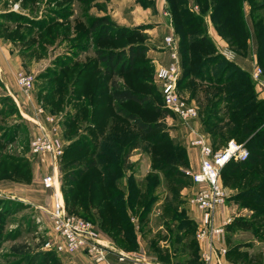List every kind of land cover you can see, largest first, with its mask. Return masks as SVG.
<instances>
[{
	"label": "rangeland",
	"instance_id": "1",
	"mask_svg": "<svg viewBox=\"0 0 264 264\" xmlns=\"http://www.w3.org/2000/svg\"><path fill=\"white\" fill-rule=\"evenodd\" d=\"M164 1L0 0V189L16 195L15 199L0 197V264H73L72 256L45 247L49 237L45 227H41L44 220L50 222L48 215L36 207L39 203L22 200L20 191L32 180L33 163L49 167L34 156L30 148L32 138L41 132L33 120H46L47 114L59 119L66 146L76 143L64 158L70 166L59 168L66 210L92 218L102 238L121 250L143 253L167 264L157 254L160 249L172 262L196 264L191 242L193 239L197 242L198 212L188 204L194 184L186 157L187 143L180 138L174 113L162 105L161 92L155 82L156 64L150 53L154 48L152 28L166 20L172 22L176 32L174 10L170 1ZM201 6L191 0V10L201 16V28L220 52L221 34L212 21V8L209 5L203 11L204 6ZM103 15H108L111 22L106 26L109 27L108 37L100 39L98 30L91 34L87 29L93 17ZM208 21L218 37L213 31L212 36L209 34ZM161 45L164 48V39ZM132 46L146 49L145 54L132 60L134 68L125 74L100 78L104 64L100 63L96 50L128 52ZM239 52L249 55V42L247 49ZM253 54L254 51L251 56ZM2 60L9 65L10 72L4 70ZM257 65L264 71V63L259 61ZM81 68L82 71L94 70L87 74L91 84L87 93L77 86L78 79H82ZM22 72L35 78L29 94L22 91L18 83ZM251 77L253 93L234 96L229 100L231 106L243 103V109L256 108V101L261 99L260 89L258 81ZM193 82L186 86L182 83L180 91L199 107L198 119L203 125L211 111L212 95L222 88L199 79L198 86L191 84ZM14 86L19 87L17 93L12 90ZM124 87L139 88L147 95L143 103L130 101L126 105L149 123L151 130H141L132 121L119 118L117 123L114 121L113 129L107 127L108 132H102L97 118L89 117L94 107H115L120 103L112 98L111 91ZM231 106H221L217 117L224 114L227 118ZM231 117L234 119L235 115ZM198 119L191 121L192 124L200 132L207 130L196 125ZM104 121L111 124L112 115L104 116ZM187 131L184 128L181 134L187 135ZM222 140L219 146L224 147L228 140ZM257 146L255 140L248 146L252 158L247 163H239L238 169L235 165L226 168L222 174L228 190L227 214L234 216L233 220L245 219L252 224L251 229L235 225L228 231L230 259L238 264H264V187L259 188L264 186V145ZM92 160L96 163L95 169L89 166ZM66 171L83 175L71 180L65 178ZM45 176L46 173L43 179ZM96 178L98 184H93ZM69 184L72 188L68 189H73L72 199L66 197ZM51 196L55 204L52 193ZM111 210L116 217L121 215L122 226L118 229L102 218H105L103 213ZM216 215L220 220V206ZM180 223L183 226L178 231ZM185 243L187 249L183 246Z\"/></svg>",
	"mask_w": 264,
	"mask_h": 264
},
{
	"label": "trees",
	"instance_id": "2",
	"mask_svg": "<svg viewBox=\"0 0 264 264\" xmlns=\"http://www.w3.org/2000/svg\"><path fill=\"white\" fill-rule=\"evenodd\" d=\"M79 1L83 2L87 0ZM168 1H170L172 10H174L176 17L175 29L178 36L180 37L183 73L179 80V88L182 83L184 86H186L189 82L192 81L194 82L191 84H194V86H198V79L201 81H206V83H209L210 85H216L217 87L222 88L221 91L215 92L211 97V111L208 113V118L203 121V126L207 129H203L204 132L209 135L210 140L216 149L223 148L219 146L221 145V139H223L222 141H225L226 139L229 141L232 138H234L235 140L242 139L241 142H244L247 148L248 146H252V142L254 140L255 142H257V147L264 145V126H262L264 125V100L259 99L258 101H256V108L252 106L248 109H243V103H240L236 106H231L232 103H230L229 101L234 96L239 98L246 92L254 91V83L251 75L237 63L229 59L224 53H222L221 51H217V47L212 38L207 34L206 30L203 27L201 28V16L191 10V0ZM195 2L199 5L204 6H201L203 11L208 9V6L210 5V7L212 8L211 18L215 27L217 28L221 36L228 41L231 48L235 49L234 51L236 53H241L239 52V50L244 51L245 49H247L248 41L251 36L250 27H252L257 44L259 61L261 63H264V2H258L256 0H195ZM245 4L250 7V22L249 19L246 18L247 11ZM109 22H111V19L108 15L95 16L89 23L87 31L92 34L93 32L97 33L98 30L100 39L107 38V28L109 27L106 26H108ZM145 52L146 49L141 46H132L130 47L128 52L123 50H110L109 52L104 53L102 49H97L96 54L98 56V59L100 63L104 64L100 78L103 76L125 74L129 72L134 68L132 66V60L135 57H139L145 54ZM82 70L83 69L81 68V70L79 71V76H82V79H78L77 86L79 85L78 90L80 89L84 93H87L90 90L89 88L91 85L90 81L88 80L87 74L92 73L94 70H92V68L86 69V71ZM80 80H83V82L79 83ZM158 90L160 91L159 87ZM111 96L114 100L121 102L116 103L115 107L113 105L110 107L103 106L98 109L94 107L93 110L90 111L91 116L89 117L92 118L94 116L97 118V126L102 128V132L104 130H107L108 132L109 129L107 127L113 129L114 121L117 123L119 121V118L132 121L141 130H151L149 129V127H151L150 124L142 121L138 113L130 110V108L126 105V102L130 101H134L137 103L145 102V100L147 99V95L143 94L139 88L124 87L121 89H116L114 91H111ZM190 101L194 102L192 100ZM224 104L231 106L228 111V116L226 115L227 118L224 117V114L222 115V117L221 115L220 117H217L216 113L220 112V108ZM114 108L116 109V111H114ZM101 109L102 111H100ZM165 109L169 111V109ZM108 114L112 115V122L109 125L106 121H104V116H107ZM232 114L235 115L234 119L231 117ZM260 115L261 117L259 118L258 116ZM226 122L232 123L227 124ZM222 123L225 124L221 127ZM232 124H234V126L230 127ZM75 144L76 143L65 146V150L61 160L62 169L68 168L70 166V163H65L64 158L70 151H72ZM253 147H255V145H253ZM249 151L250 156L247 160L231 161L223 168L222 174L224 173V170L226 168L235 165V168L238 169L240 164L247 163L252 158V152L250 149ZM186 157L188 162H190L187 151ZM89 166L93 169L97 167L95 161L93 160L89 163ZM82 175L83 174L81 172L78 175H75L74 173H71V171H66L64 176L65 178L75 180ZM30 177L32 179V174L30 175ZM82 178H80L79 181H81ZM98 180V178L93 179V184H98ZM89 183L91 184V181H89ZM71 186L72 185L69 184L66 188L67 199H72L73 189H68L72 188ZM263 187V185L259 186V188ZM103 214L105 218H102L103 220H105L106 224H114L117 229L119 228V226H122L120 213L119 217H116L114 210H111V212L107 211ZM142 217L143 215H141V218ZM84 218L94 222L92 218ZM190 222L193 223V221ZM235 225H237L241 229L252 228V224L248 220L234 219L228 225V231L232 229L233 226L235 227ZM181 226H183V224L181 223L177 226L178 231L181 230ZM168 232H171V228L169 226ZM191 244L193 252L196 253L194 263L199 264L200 252L196 240L193 239ZM133 245L137 246V244L135 243ZM183 246L186 247L185 249L188 248V244L186 243L183 244ZM195 247H197V249ZM157 254L161 259L169 262V258L167 259L168 254L164 253L163 250L158 249ZM230 255L231 247L228 252L229 259ZM231 261L234 262L233 260Z\"/></svg>",
	"mask_w": 264,
	"mask_h": 264
},
{
	"label": "built area",
	"instance_id": "3",
	"mask_svg": "<svg viewBox=\"0 0 264 264\" xmlns=\"http://www.w3.org/2000/svg\"><path fill=\"white\" fill-rule=\"evenodd\" d=\"M169 26L171 31L164 37V48L169 54V62L156 66L155 82L162 93L163 106L187 127L191 134L189 145L199 150L200 166L192 173L194 186L188 197V204L195 207L198 212L196 239L204 244L199 264H237L228 258L230 247L227 227L233 218L229 217L219 222L216 209L224 205L228 197V190L222 180L223 168L231 161L247 160L250 151L245 143L235 139H230L225 147L216 149L209 135L204 131H198L192 124L191 121L199 118V107L180 91L179 80L183 73L180 38L171 21ZM263 73V68L256 65L253 76L264 87ZM34 80L33 75L23 72L18 77L22 91L28 94ZM39 110L44 112L43 108L39 107ZM33 122L41 132L30 142L31 153L49 165L44 182L55 199V204L51 208L35 204L48 215L50 221L44 220V226L41 227V229L45 227L49 237L45 247L55 249L66 256L84 253L94 264H114L111 260V255L114 254L121 264H161L143 253L123 252L114 248L110 241L102 238L94 222L66 210L60 188L59 168L65 144L59 137L61 128L59 119L55 115L47 114L46 120ZM0 197L15 199L16 195L0 189Z\"/></svg>",
	"mask_w": 264,
	"mask_h": 264
},
{
	"label": "crops",
	"instance_id": "4",
	"mask_svg": "<svg viewBox=\"0 0 264 264\" xmlns=\"http://www.w3.org/2000/svg\"><path fill=\"white\" fill-rule=\"evenodd\" d=\"M163 2H165V1L163 0ZM246 11H248L246 18H249V22H250V17H249V15H250V7H246ZM210 27H211V23H210L209 28H208L209 34L212 36V31H213V33L217 36V34L214 31V28L212 27L213 30L211 31ZM250 30H251V36H250L249 41H248L249 42V47H250L249 55H247L245 53L244 54L236 53L231 48L229 49L230 46H229L227 40L224 39L222 36H221V52L224 53L229 59H231L232 61L237 63L239 66H241L251 76H253V72H254L255 66L259 62V55H258V51L256 49L257 48V44H256V41H255L253 28L250 27ZM170 31H171V27L169 26V21H166V20H164L163 22H161V24L159 23V25H157V26H155L154 28L151 29V34H152L151 44H152V46L154 48L151 50L150 53H151V55H152V57L154 59V63L156 64V66L158 64H167L169 62V54L163 48V46L161 44H162V41H163L164 37L166 35H168L170 33ZM253 51H254V54H253V56H251ZM164 55H166V58L163 59ZM8 56L9 55H7V57ZM0 58L2 59L1 56H0ZM2 63H3V66H4V70H6L8 72L10 70L9 69V65L7 66V63L4 64L3 60H2ZM0 69H1V66H0ZM4 74H5V71H4ZM262 77H263L262 79H264V75ZM253 78H254V76H253ZM5 84H6V86H9V85H7V83H5ZM258 84H257L258 88L260 89L259 96H260L261 99L264 100V87L260 83H258ZM18 88L19 87L16 86V89H15V86H14V88L12 87V90L15 91V93H17L16 91L18 90ZM175 120L177 121V123L179 125L180 138L183 137L184 140H185V143H187L185 145H186V148H187L189 161H190L189 171L191 173L196 172L199 169V166H200L199 150H198V148L192 147V146L189 145V139L191 138V134H190L189 131H187V132H189L187 135L185 134L183 136L181 134V130H183L184 128L186 130H188L187 127H185L176 117H175ZM48 125H49V127H51L50 123ZM196 125H201L202 128H203V125L200 123L199 119H198V122H197ZM59 137L63 140V142L65 144V141H64L63 136H62V130H61V132H59ZM65 146H66V144H65ZM60 165H61V161H60ZM32 170H33V174H32L31 182L28 183V184L25 183L20 188V191L23 192L22 193L23 194L22 200L31 201V202H34V203L37 202L39 204H46L48 206L49 205L53 206L54 205V201L52 199L51 192L48 189V187H46V184H45L44 179H43V175L45 173H47L48 167L47 166H43V165H41L39 163H33ZM220 207L222 209V215H221L220 220H218L219 222H222V221H224V219H227L229 217L234 218V216H230V215L227 214L229 212H226V204L221 205ZM226 216H228V217H226ZM258 243H260V242H258ZM112 246L114 248H117L120 251H123V252L129 251V250H121V249H119V247L117 245L116 246L112 245ZM203 246H204L203 243L198 242V248H199V252L200 253H201V249L203 248ZM199 258H200V255H199ZM71 260H72L73 264H94L89 259V257L86 254H84V253H77L76 255L72 256ZM111 260H112V262L114 264H121V263H119L116 260L115 254L111 255ZM160 263L163 264V262H161V261H160ZM166 263L167 264H178L177 261H173L172 262V260H169V262H166ZM179 264H181V263H179Z\"/></svg>",
	"mask_w": 264,
	"mask_h": 264
}]
</instances>
